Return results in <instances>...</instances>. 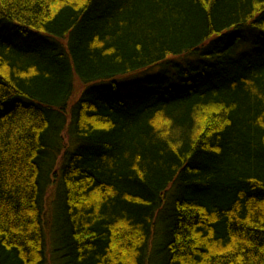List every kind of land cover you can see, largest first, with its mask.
Segmentation results:
<instances>
[{"label": "trees", "instance_id": "trees-1", "mask_svg": "<svg viewBox=\"0 0 264 264\" xmlns=\"http://www.w3.org/2000/svg\"><path fill=\"white\" fill-rule=\"evenodd\" d=\"M0 264H264V0H0Z\"/></svg>", "mask_w": 264, "mask_h": 264}, {"label": "rangeland", "instance_id": "rangeland-1", "mask_svg": "<svg viewBox=\"0 0 264 264\" xmlns=\"http://www.w3.org/2000/svg\"><path fill=\"white\" fill-rule=\"evenodd\" d=\"M154 72V70H149V71H140L138 73H135L136 76H140L142 77L141 75L143 74H150ZM131 76V78L134 77V75H129ZM128 76V77H129ZM125 76H123L122 78H116L115 81L117 82H122L124 81L126 78H124ZM135 78V77H134ZM83 90V86L81 84H76V93H75V96H74V100L81 94ZM55 181V180H54ZM56 183H55V186H52V187H48L47 188V193H46V197H45V200H46V211L45 213L48 214V216H46L45 218H49L51 216H54L53 212H54V208L57 207L58 205V195H59V189H57V185H58V180L56 179ZM49 241V240H48Z\"/></svg>", "mask_w": 264, "mask_h": 264}]
</instances>
